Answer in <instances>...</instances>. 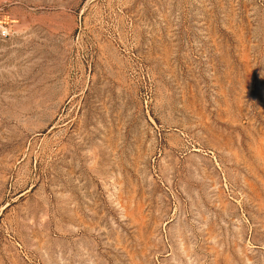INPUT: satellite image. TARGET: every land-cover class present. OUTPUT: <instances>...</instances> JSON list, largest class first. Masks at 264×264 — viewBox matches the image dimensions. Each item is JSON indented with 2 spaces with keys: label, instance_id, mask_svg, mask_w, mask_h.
Instances as JSON below:
<instances>
[{
  "label": "rangeland",
  "instance_id": "374dc122",
  "mask_svg": "<svg viewBox=\"0 0 264 264\" xmlns=\"http://www.w3.org/2000/svg\"><path fill=\"white\" fill-rule=\"evenodd\" d=\"M0 264H264V0H0Z\"/></svg>",
  "mask_w": 264,
  "mask_h": 264
}]
</instances>
